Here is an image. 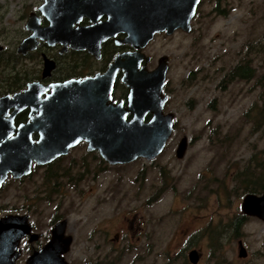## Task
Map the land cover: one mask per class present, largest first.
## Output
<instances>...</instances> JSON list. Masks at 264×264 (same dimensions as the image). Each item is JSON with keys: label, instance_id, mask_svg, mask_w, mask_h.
Returning <instances> with one entry per match:
<instances>
[{"label": "flooded vegetation", "instance_id": "flooded-vegetation-1", "mask_svg": "<svg viewBox=\"0 0 264 264\" xmlns=\"http://www.w3.org/2000/svg\"><path fill=\"white\" fill-rule=\"evenodd\" d=\"M11 1L13 0H3V2H0V37L4 38L8 35H13L19 38V42L24 36L30 34L31 30L25 27V21L31 13H36L41 25L48 24L49 20L47 16L38 7L44 0H14L15 3L17 2L21 6L17 15L14 12V17L17 21L22 22V25L20 28L16 27L15 30L13 28L10 29L9 26L2 24V20H4L5 14L8 12L7 5H10ZM105 1L100 0L99 3H94V8L89 11L91 15H81L74 22V25L91 23L95 20L91 16L95 17L97 21L105 20L109 17L112 18V16H122L124 6L119 3V0H107L106 4H104ZM202 2L203 0H200L197 4L195 14L191 19V28L192 20L197 13L199 4ZM212 9L215 12H222L217 5H214ZM102 10L106 11L102 12ZM73 12V15H75L77 10ZM178 29L185 32L191 30L186 31L178 27L174 31ZM14 31L17 32L15 35L12 34ZM157 33L167 34L164 30L157 31L155 34ZM125 35V32L117 31L114 36L106 38L102 41L98 54L87 48H76L71 46L69 42L62 41L49 43L44 39H39L36 47L29 49L26 53L17 51L18 42L9 46V48L1 43L2 47L0 51H2L6 60L4 64L0 65V96L22 91L27 86V83L33 80L39 81L42 84H50L53 82H64L72 78L82 79L87 76H93L98 72H103L116 54L126 50H133V47L129 43H118L115 41V38H122ZM249 46L251 47L252 45ZM17 53L22 55V58L37 54L39 57L38 63L22 67L21 62L18 63L15 59V54ZM44 55L53 60V67L48 72L44 69ZM148 55L150 59L147 62V67L151 69L154 67L151 66L153 58L150 54ZM7 60L8 62H6ZM232 67L233 72L231 73L229 70ZM232 67L228 71H225L220 83H228L236 78L243 79L248 77L249 79L254 73L247 77H240L238 73L246 71V74H250L253 70L255 71L248 52L243 58L237 60ZM122 73V69H118L116 72L111 99L115 102L122 101L123 104H126L129 88L121 80ZM18 76L25 77L24 79H20L19 85ZM165 86L166 78L163 85L164 92ZM64 87L62 85L59 88L63 108L70 105L67 96H74V91L72 92L68 88L69 86ZM51 88V86L45 88L40 93V96L45 97ZM74 97L77 104H80L81 95L76 94ZM89 97H91L90 94ZM166 102L167 100L164 104V112L172 111L165 110ZM253 108L254 106H250L249 109L247 108L243 111L244 118L249 117ZM65 111L67 110H61L62 113ZM10 112L11 108L8 110L6 116ZM172 112L174 113L173 129L162 149L150 159L138 156L149 161V166L138 169L137 184L147 190L150 187L149 184H151L148 178L154 175L156 182L153 185V191L155 192L154 196L152 197L151 193L149 198L158 199L169 190L173 193L178 192L182 178L185 175H188V177L192 176L191 182L185 186L182 192L184 200L192 198L197 205H203L209 192L215 193L218 196L222 195L228 199L227 205L232 202L233 197L240 198L239 203L233 208V212L227 215L225 221L220 220L219 222L212 223L208 220V222L201 224L196 229L186 225L184 228H181L183 238L179 253L175 252L173 254L169 251L161 257L160 253L155 250L159 245L160 239L157 233V226L171 216L161 217L157 210L154 214L153 210H146V212H144L145 210L137 209L99 210V206H96V203L99 205L105 204L112 197L113 193H116L115 188L110 184L103 188L101 196L95 197L96 200L93 202L91 210H80L81 217L75 220L74 223L76 232L70 231L68 214L72 210H78L79 208L75 206L50 207L46 204L55 198H64L70 192L76 193L77 197H85L89 193L92 194L91 190L96 187L100 177L111 168L116 171L115 177L118 179L117 183H120V180L124 176L120 173L123 169L120 170L119 168L129 162L111 163L96 148H89L88 142L85 139H81L76 144L70 145L66 152H62L48 161L39 163L32 160L30 170L23 175L13 176L11 172H8L1 182L0 191L5 187L10 178L19 182L13 188L9 203L7 202L8 200L4 204L0 203V217L6 214L21 216L14 223V226L20 228V231L24 233L19 235L15 239V242H13L11 255H14L16 252L17 255L12 264H19L20 262L26 264V260L31 253L50 241L53 225L61 220L64 221V236L70 237L68 246L61 252V255L68 264H122L125 254L122 255V253L126 246H138L139 249L141 248L129 264H229L230 259L226 254L233 243V262L236 264H264V232H257L256 229V225L258 224H261L264 228V210H262V214L260 215L249 213L242 207L243 197L247 193L256 195L264 193V159H257L255 152H253L246 159L237 156L234 160H230L225 168L221 169L219 165H222L224 158L228 159L231 157L232 152L230 142L228 141L230 139L227 136H223L214 145L217 147L216 151H219L217 158L212 159L210 163L206 161L200 167L199 164L193 165L198 157H202L201 151L206 152L207 149L204 145L199 144L195 151L190 150L191 146L197 143L196 141L199 137L184 132L175 134L176 116L175 112ZM30 114L32 113L29 107L17 111L13 117V124L16 126L20 122H25L29 119ZM130 115L131 113H127V117ZM149 116L150 114L148 113L145 119ZM46 122H51V120H46ZM59 123L62 126L58 129L59 131H63L66 127L63 126L64 119L61 118ZM47 129L49 130L50 128ZM37 136L38 132L33 131V139H36ZM183 138H185V147L182 155L179 156L177 148ZM227 144H229V148H226ZM79 145H85V151L80 156L73 155V150ZM92 153L98 155L99 160ZM173 160L183 161L179 171L175 170ZM108 166L110 167L108 168ZM150 167L154 171L152 175H149L151 171ZM189 167L190 169H188ZM27 179L29 180V184L27 188H24L23 183ZM86 181H90L91 183L87 192L81 188L82 182ZM37 210L40 211V215L44 213V210H55L56 213L52 215L49 221L47 219L44 223L40 219L33 217V213L37 212ZM189 211L184 210L182 215H187ZM145 213H147L146 216ZM114 218L119 222L121 229H116L112 232L107 227V222ZM180 219H182V216ZM3 226L7 227L8 225L0 223V227ZM75 233H78V237L85 240V245L88 246L89 255L87 258L81 257L82 259L78 260L72 254L73 244L76 241ZM3 235L4 238H7L12 236V233L10 235L4 234V232L0 233V237ZM248 236L250 240L247 239ZM258 236L259 238L257 239ZM151 250H154V256L151 257L152 260L150 262L146 263L145 261L148 258L146 253ZM76 252L79 253V250L76 249ZM193 252L195 255L192 254ZM8 259L9 256L6 260Z\"/></svg>", "mask_w": 264, "mask_h": 264}, {"label": "water", "instance_id": "water-1", "mask_svg": "<svg viewBox=\"0 0 264 264\" xmlns=\"http://www.w3.org/2000/svg\"><path fill=\"white\" fill-rule=\"evenodd\" d=\"M199 1L119 0L124 6L122 16L100 21L91 16L95 19L91 23L74 25L81 15H91L89 11L100 0H44L38 7L49 22L41 25L36 13H31L25 21V27L31 33L20 39L18 52L26 53L36 47L39 39H44L49 43L69 42L73 47L87 48L98 54L102 41L114 36L117 31L126 35L115 38V41L127 42L133 50L116 54L105 71L93 76L50 84L33 80L22 91L0 96V184L8 172L13 176L23 175L30 170L32 160L39 163L48 161L66 152L70 145L81 139H85L89 148H96L111 163L130 161L138 156L154 157L173 129L174 113L163 110L168 98L163 90L168 56L162 54L156 65L149 69L147 62L150 56L142 47L157 31L164 30L170 34L178 27L190 30ZM75 10L77 13L73 15ZM52 67L53 60L44 55V69L48 72ZM118 69L123 70L121 80L129 88L126 104L111 99ZM62 85L64 88L69 86L74 96L81 95L80 104L71 95L72 98L67 96L70 105L62 107L59 89ZM49 86L52 87L50 92L41 97L40 93ZM25 107H29L32 114L25 122L15 126V113ZM10 108L11 112L6 116ZM61 110L67 111L62 113ZM127 113L131 115L127 117ZM148 113L150 116L145 119ZM61 118L64 119L63 126H66L63 131L58 129L62 126L59 123ZM33 131L38 132L36 139L32 137ZM184 147L185 138L178 145L179 156ZM242 207L249 213L261 215L264 193H247L243 197ZM20 217L12 214L0 217V223L8 225L0 227V233H12L7 238L4 235L0 237V264H12L17 255V252L11 255V251L15 239L24 233L14 226ZM63 236L64 221L61 220L53 225L50 241L31 253L26 264H68L61 252L68 246L70 237ZM192 254L195 255L194 252Z\"/></svg>", "mask_w": 264, "mask_h": 264}, {"label": "rangeland", "instance_id": "rangeland-1", "mask_svg": "<svg viewBox=\"0 0 264 264\" xmlns=\"http://www.w3.org/2000/svg\"><path fill=\"white\" fill-rule=\"evenodd\" d=\"M11 2L7 5L8 12L2 24L15 30L22 25V22L14 17V12L17 15L21 6L14 0ZM214 5H217L222 12H215L212 9ZM16 33L12 32L14 35ZM13 37V35L0 37V43L9 48L19 40L18 37ZM143 51L152 56L151 66L156 65L158 56L162 54L168 56L165 92L169 97L165 110L175 112V134L184 132L199 137L197 143L191 146V151H195L199 144L207 149L206 152L201 151L202 157H198L193 165L199 164L200 167L206 161L210 163L212 159L217 158L219 151H216L217 147L214 145L223 136L230 139L228 141L232 152L231 157L224 158L222 165H219L221 169L237 156L246 159L253 152L257 159H264V0H203L198 6L189 32L178 29L171 34L157 33L143 47ZM247 52L255 69L249 74L254 73L253 76L249 79L236 78L228 83H220L225 71H228ZM38 60L37 54H33L29 57H21L19 62L24 67L35 65ZM250 106L254 108L249 117L244 118L243 111ZM229 144L226 148H229ZM84 151L85 145H79L73 150V155L80 156ZM92 155L99 160L98 155L94 153ZM172 162L175 163V170L179 171L183 161ZM148 166L149 161L138 157L119 168L124 170L120 171L124 176L120 183H117L116 171L111 168L100 177L96 187L91 190L92 194L77 197L76 193L70 192L66 197L55 198L46 205L78 207V210H72L68 214L69 230L76 232L74 223L81 217L80 210H91L95 197L101 196L103 188L112 184L116 193H113L107 203L101 205L96 203L99 210L137 209L145 210L144 212L153 210V214L157 210L161 217L171 216L157 226L160 239L155 250L162 257L169 251L173 254L179 253L183 238L181 228L189 225L196 229L208 220L212 223L225 221L227 215L233 212V208L240 201V198L233 197L232 202L227 205L228 199L211 192L208 193L203 205H197L192 198L184 200L182 192L193 178L188 175L182 178L178 192L173 193L169 190L158 199H152L155 192L153 185L156 182L155 176L152 175L154 172L152 167L149 168L151 169L149 175H152L148 178L151 181L150 187L146 190L137 184L138 169ZM18 184L19 182L11 178L8 180L0 191V203L4 204L7 200L9 203L13 188ZM28 184L27 179L23 187L27 188ZM90 184V181L82 182V190L87 192ZM151 193L152 197L149 198ZM184 210L190 211L187 215H182ZM54 213L55 210H44L40 215V211L37 210L33 213V217L45 223ZM107 227L112 232L121 229L115 218L107 222ZM256 229L257 232H264L261 224L256 225ZM247 239L250 240V237L248 236ZM85 244V240L78 237L77 233L72 254L78 260L89 255L88 246ZM231 246L226 256L230 259L229 264H236L233 262L234 243ZM140 249L138 246H126L122 253V255L125 253L122 264H129ZM146 254L148 258L145 262L148 263L154 256V250Z\"/></svg>", "mask_w": 264, "mask_h": 264}, {"label": "trees", "instance_id": "trees-1", "mask_svg": "<svg viewBox=\"0 0 264 264\" xmlns=\"http://www.w3.org/2000/svg\"><path fill=\"white\" fill-rule=\"evenodd\" d=\"M21 57H22V55H20L19 53L15 54V59H16V61L18 63H19ZM5 60L6 59H5L2 51H0V65L4 64ZM6 62H8V60ZM229 71H231V73H232L233 72V67ZM246 73H247L246 71L245 72L244 71H240L238 74L240 75V77H247L249 75V73L248 74H246ZM21 78L24 79L25 77L18 76V78H17L18 79V85H19V81H21L20 80Z\"/></svg>", "mask_w": 264, "mask_h": 264}]
</instances>
